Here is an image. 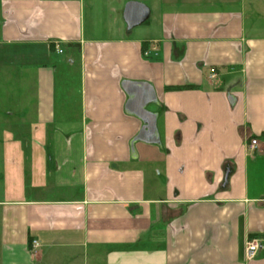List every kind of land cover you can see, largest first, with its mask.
<instances>
[{
  "label": "crops",
  "instance_id": "crops-1",
  "mask_svg": "<svg viewBox=\"0 0 264 264\" xmlns=\"http://www.w3.org/2000/svg\"><path fill=\"white\" fill-rule=\"evenodd\" d=\"M263 132L233 0H0V264H264Z\"/></svg>",
  "mask_w": 264,
  "mask_h": 264
},
{
  "label": "water",
  "instance_id": "water-1",
  "mask_svg": "<svg viewBox=\"0 0 264 264\" xmlns=\"http://www.w3.org/2000/svg\"><path fill=\"white\" fill-rule=\"evenodd\" d=\"M148 8L141 2L129 1L126 3L124 8V19L128 26L136 25L143 22L148 16ZM125 89L129 95H135L133 99L128 102L129 112L134 113L139 116L144 125L142 126L140 132L131 141L133 143L135 140H141L145 142H157L158 136L155 128L154 115L147 111L145 105L148 102L154 100V95L152 93L151 98L141 100L142 95L138 92L139 87L134 83H126Z\"/></svg>",
  "mask_w": 264,
  "mask_h": 264
},
{
  "label": "rangeland",
  "instance_id": "rangeland-1",
  "mask_svg": "<svg viewBox=\"0 0 264 264\" xmlns=\"http://www.w3.org/2000/svg\"><path fill=\"white\" fill-rule=\"evenodd\" d=\"M220 1V0H214ZM236 7H242L246 32L264 35V0H233Z\"/></svg>",
  "mask_w": 264,
  "mask_h": 264
},
{
  "label": "built area",
  "instance_id": "built-area-1",
  "mask_svg": "<svg viewBox=\"0 0 264 264\" xmlns=\"http://www.w3.org/2000/svg\"><path fill=\"white\" fill-rule=\"evenodd\" d=\"M53 47L57 50V52H61L58 44L55 43ZM257 148V140L251 138L249 143L247 144V149L250 151H254ZM36 241L32 242L33 248L36 246ZM260 247V240L257 236H248L244 241V248H243V258L246 261L252 260L257 255V252Z\"/></svg>",
  "mask_w": 264,
  "mask_h": 264
},
{
  "label": "trees",
  "instance_id": "trees-1",
  "mask_svg": "<svg viewBox=\"0 0 264 264\" xmlns=\"http://www.w3.org/2000/svg\"><path fill=\"white\" fill-rule=\"evenodd\" d=\"M262 135L264 136V132L262 133Z\"/></svg>",
  "mask_w": 264,
  "mask_h": 264
}]
</instances>
